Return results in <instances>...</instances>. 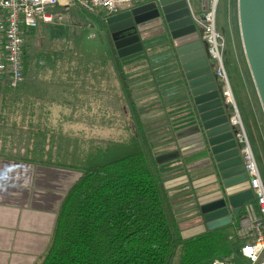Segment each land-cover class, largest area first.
I'll list each match as a JSON object with an SVG mask.
<instances>
[{"label":"crops","instance_id":"crops-1","mask_svg":"<svg viewBox=\"0 0 264 264\" xmlns=\"http://www.w3.org/2000/svg\"><path fill=\"white\" fill-rule=\"evenodd\" d=\"M129 11L132 12V9ZM49 32L50 30L44 28L37 31V43L41 42V46L45 48L44 51L37 52V87L15 88L24 96L26 94L30 100L26 102L27 108L33 113L26 121V126H30L28 138L34 136L35 146L37 141H47V144L41 149L38 146L30 149L28 153H25L23 148L17 152L7 147L5 141L8 138L2 134L8 128L7 125L11 122L14 124V121L5 115L8 114L7 111L3 113L0 108V264L40 262L50 245L60 205L80 176L77 170L70 167L71 164L63 165L49 160L50 157L59 156L54 155L48 141L57 140L59 133L79 139L84 137L91 139L90 136L97 134L94 140H103L104 136L99 138L100 123L105 126L113 120L118 131V140L132 136V130L128 128L122 88L111 58L108 57L111 62L109 65L105 60L97 63L95 58L94 62L91 61L88 48L80 49L75 54L74 50L59 54L51 47L52 44H48L50 45L48 50L45 45ZM140 45H142L140 50L126 49L120 55L134 105L140 112L139 116L147 135L156 130L163 132L160 136H163L164 140L157 143L160 148L157 152L164 154L177 151L174 149L178 147L183 137L182 132L187 127L184 116L186 85L183 72L181 68L174 67L173 57L170 65L167 63L170 62L167 61L170 57L165 59L152 57L145 53L144 42ZM160 64L166 65V70H163ZM10 89L0 87V94ZM144 96L152 98L145 112L158 110L161 112L154 118L157 120L155 130H153L155 126H149L153 124L149 123L153 117H148L150 114L144 117V111H141ZM22 101L23 99L14 96L10 103L17 105ZM23 120L24 125L25 119ZM122 124L126 130L124 138L121 136ZM19 154L33 155V159L19 157ZM35 156L47 157V160H37ZM198 158L200 160L207 158L206 151L202 149ZM58 161L61 162L59 158ZM209 168L212 169L207 165L199 168L198 172L191 173V176L196 172L198 174L200 185L197 191L200 193H197V198L201 197L203 201L208 199L207 193H202L203 187L210 183L208 179L214 171L208 175L205 173V176L209 177L204 183L202 180L205 176H200L204 175L202 174L204 170L209 171ZM182 190L178 192H186L185 188ZM198 225L197 219V229L201 227Z\"/></svg>","mask_w":264,"mask_h":264},{"label":"trees","instance_id":"trees-1","mask_svg":"<svg viewBox=\"0 0 264 264\" xmlns=\"http://www.w3.org/2000/svg\"><path fill=\"white\" fill-rule=\"evenodd\" d=\"M107 17L103 12L102 24ZM107 49L132 136L95 146L81 168H72L80 176L60 205L50 245L38 264H206L214 257L230 256L235 242L229 237L239 220L231 225V233L228 226L188 238L181 235L162 177L167 167L155 162L161 155L159 145L145 133L109 35ZM251 204L257 212L256 201Z\"/></svg>","mask_w":264,"mask_h":264},{"label":"rangeland","instance_id":"rangeland-1","mask_svg":"<svg viewBox=\"0 0 264 264\" xmlns=\"http://www.w3.org/2000/svg\"><path fill=\"white\" fill-rule=\"evenodd\" d=\"M140 1L141 2L139 3L133 4V7L131 9L134 18V25L138 26L140 31H143V33L138 34V37L140 43L144 42L143 49L145 48V53L150 54L152 55V57H156L157 59H165L167 57H170L169 59H167V61L169 60L170 62L166 61L170 65L172 64L171 58L173 57V60L175 59L174 67L178 69L179 61L178 57L176 59V57L174 56V51L171 47L172 41L168 37L167 31L158 27V19H163L161 12L159 10L156 12V9H158V7L156 8L157 5L155 6L153 5V3L145 2V0ZM192 3L195 13L198 14L199 11L197 9V1L192 0ZM61 12L63 18L60 23L48 26H44L41 24L39 25L40 29L44 28L46 30H50V32L47 33L46 36L47 42L45 47H48L49 50L50 45L48 44H52L51 47H54V51H57L59 54H65L67 50H74L75 54L76 51L78 52V50L80 49L88 48L91 55V61L94 62V59L96 58L97 63L105 60L110 65L111 62L109 61V51L107 49L109 32L105 26L106 24H102L100 20L104 11L102 9H97L92 12H86L77 8L76 6H72L67 9H62ZM39 28L38 30L35 29L32 31L33 34L31 35V37L29 35L26 36L28 38L27 40H25V82L20 87H37V52L45 50V48L41 46V42L37 43V31L40 30ZM216 30L224 40L223 63L227 74L228 84L235 101L236 110L242 120L243 128L246 132V136L248 138L258 170L264 183V114L258 96L256 94L255 86L253 84L242 47L238 24L237 0H218L216 7ZM200 38L201 35L199 39ZM134 39V37H130L114 43L117 44L120 48L121 43L128 42L129 40ZM202 44L204 45V47H206L205 43L202 42ZM159 66L163 70H166V65L160 64ZM75 71L76 68L74 72ZM217 83L220 86L218 80ZM0 87H4V85L0 84ZM185 87L186 86H184V88ZM238 89L241 94L238 92ZM185 93L188 100L186 101L184 113L186 125H198L195 121L194 107L190 102L189 92L186 88ZM14 96L23 99V101L17 105L10 103ZM145 97L146 96L142 98L143 108L141 111L147 109V107L150 105L148 102L152 99ZM27 101H30L27 99V95L25 94L24 96L20 90L10 89L4 91L2 95L0 94V108L2 112L5 113L7 111L8 114L6 113L5 115L10 120L14 121V124H12L11 122L10 125H7L8 128H6L5 132L2 134V136L8 138V140L5 141V145L7 147H10V149H15L17 152L19 149L23 148L25 153H28L30 149L33 150L34 148H37V146L39 149H41L47 144V141H37V146H35L36 140L34 139V136H30L28 138V131H30V126H26V121L28 116L33 113H31V111L29 110L30 108H27ZM242 106H245L244 111L242 110ZM226 108L229 109V112L232 115V106L226 105ZM136 110L137 112L139 111L138 108H136ZM144 112V117L148 116L149 114L150 116L148 117H153L150 118L151 120L149 121V123L153 122V124H149V126L154 127L155 125H157V120H155L154 118H156L157 113L161 114V112L159 113V110L154 111L155 113ZM23 118L25 119L24 125ZM111 120L113 119L111 118ZM160 122H162V120H160ZM32 126L34 127V125ZM156 127L157 126H155L153 130H155ZM190 130H188L187 128L183 130V137L181 138L178 147L176 146L174 149L177 150V152L180 151L179 159L166 163L165 167L167 168L162 175L163 179L166 181L165 186L168 189V194L171 197V204L180 223L181 231H184L181 234L184 233L186 235L197 231L196 219H199L200 217L198 211V203L199 201H203L201 197L200 199L197 198V193H200L199 191H197V187H199L200 185L198 182L199 180L197 179V172L199 171V168L208 165V161L205 160L206 158L201 160L200 158H198L199 153L202 149V144L195 141L194 136H192L191 133L192 131ZM98 131L99 138L100 136H104L103 140H94L97 135L94 133L93 136H90V138L92 137L91 139L85 137L82 139L72 138L68 134L59 133L57 135L59 137L57 140H52L50 142L48 141V145H50L52 152L55 153L54 155H58L59 157L53 156V158L50 157L49 160H53L54 162L63 165L71 164V168H81L83 161L95 146L103 145L109 140L115 142L125 140H118V131L117 129H115V120H113V122H110L109 124H105V126L101 125L100 123ZM125 131L126 130L124 128V124H122V138H124L125 136ZM161 134H163L162 130H156L152 131L151 134L149 132L148 136H157L156 138L151 139V142H153V144H157L164 140L163 136H160ZM236 143L240 147L237 140ZM19 157L33 159V155L28 154H19ZM35 158L41 161L47 160V157L43 156H35ZM58 158L61 162L58 161ZM195 171L197 172L191 176V173H194ZM209 172L212 173L213 170H204L202 172V174L204 175L200 177L205 176V173L208 175ZM213 174L210 176L211 178L208 179L210 183L203 187L204 191H202V193H207L206 195H208L210 191L217 186L215 184L218 180V177ZM208 177L209 176L203 177L204 180H202V183H204L205 179H207ZM183 188H185L186 192L179 193L178 191H183ZM200 225L201 224H199L198 226ZM191 226L192 228H190ZM235 231L236 230H234V233ZM227 232H233V227L229 226L227 228ZM183 236L185 237V235ZM233 263L246 264L245 261L237 256L234 257Z\"/></svg>","mask_w":264,"mask_h":264},{"label":"water","instance_id":"water-1","mask_svg":"<svg viewBox=\"0 0 264 264\" xmlns=\"http://www.w3.org/2000/svg\"><path fill=\"white\" fill-rule=\"evenodd\" d=\"M237 2L242 47L264 114V0ZM153 5H157L156 12L158 10L161 12L166 23L219 178L215 184L217 186L207 195L208 199L199 206L200 217L197 219L201 229L188 234L190 236L181 234L188 238L205 231L211 232L231 226L239 219L243 210H250L251 214H255L251 204L254 201V194L249 188L237 144L230 131L231 126L223 114L221 100L205 57L206 53L186 1L158 0ZM105 23L113 42L124 39V36L120 38L116 36L135 30L134 18L129 10L108 16ZM134 38L121 43L120 48L115 44V47L119 48L117 49L119 56L126 49V51L141 49L138 36ZM190 131L195 141L201 143L202 138L198 134L197 126H193ZM178 157L177 151H171L156 156L155 162L157 165H163Z\"/></svg>","mask_w":264,"mask_h":264},{"label":"built area","instance_id":"built-area-1","mask_svg":"<svg viewBox=\"0 0 264 264\" xmlns=\"http://www.w3.org/2000/svg\"><path fill=\"white\" fill-rule=\"evenodd\" d=\"M158 0H145L156 3ZM201 40L207 48V55L213 65V75L219 81L221 96L226 105L232 106L229 124L236 131L235 138L240 145L242 163L249 188L253 191L257 212L250 210L240 215L239 224L229 240L234 241L233 251L227 257H214L206 264H234L235 256L246 264H253L244 254L247 246L258 248L255 264H264V183L258 170L242 120L236 110L235 101L228 84L223 63L224 40L216 30V7L218 0H196L198 14L192 0H185ZM140 0H0V84L15 89L25 82V38L39 25H56L61 22V10L72 6L92 12L102 9L107 16L125 11ZM236 234V235H235Z\"/></svg>","mask_w":264,"mask_h":264},{"label":"flooded vegetation","instance_id":"flooded-vegetation-1","mask_svg":"<svg viewBox=\"0 0 264 264\" xmlns=\"http://www.w3.org/2000/svg\"><path fill=\"white\" fill-rule=\"evenodd\" d=\"M162 18H163V16H162ZM158 22H159V24H158V27L159 28H161V29H163V30H166L167 31V35H168V37L170 38V36H169V32H168V29H167V26H166V23H165V21H164V19H162V20H159L158 19ZM140 33H143V31H140V29L138 28V26H135V30H132V31H130V32H126V33H123V34H120V35H118V36H116L117 38H120V37H123L124 36V39L125 38H130V37H135V36H138V34H140ZM109 34V33H108ZM109 36H110V34H109ZM200 37V36H199ZM111 38V37H110ZM139 38V37H138ZM173 47V46H172ZM205 57H206V59H207V64H208V66L210 67V70H211V74H212V76H213V79H214V83H215V89L217 90V92H218V94H219V98H220V100H221V108L223 109V114L227 117V119H228V121H229V118H230V116H231V114H230V112H229V109H227L226 108V104H225V102L223 101V99H222V97H221V87L218 85V83H217V80L215 79V77H214V75H213V65H212V63H211V61L209 60V57H208V55H205ZM187 90H188V92H189V89H188V87H185ZM232 92V91H231ZM238 92H239V89H238ZM240 93V92H239ZM241 94V93H240ZM233 95V94H232ZM189 96H190V92H189ZM190 102L192 103V105H193V107H194V115H195V121L197 122V124L198 125H193V126H197V128H198V134H200V136H201V142L202 143H200V144H202L201 146H202V148H204L203 150L204 151H206V154H207V158L205 159V160H207L208 161V165H210L211 166V168L213 169V171H214V175L217 177V172H216V169H215V164H213L214 162H213V159H212V156H211V154H210V151H209V147H208V145H207V142H206V139H205V137H204V133H203V130H202V128H201V124H200V121H199V118H198V115H197V113H196V110H195V106H194V104H193V102H192V97L190 96ZM244 109H245V106H242V110L244 111ZM192 125H188L186 128L188 129V130H190L191 129V127H193ZM185 128V129H186ZM231 134H232V136H233V138H234V140H235V134H236V131H235V129L234 128H232L231 127ZM236 141V140H235ZM205 143H206V145H205ZM237 144V143H236ZM207 147H208V149H207ZM237 149H238V153H239V157L241 158V160H242V157H241V153H240V147L237 145ZM219 179V178H218ZM218 181V180H217ZM216 183H218V182H216Z\"/></svg>","mask_w":264,"mask_h":264},{"label":"clouds","instance_id":"clouds-1","mask_svg":"<svg viewBox=\"0 0 264 264\" xmlns=\"http://www.w3.org/2000/svg\"><path fill=\"white\" fill-rule=\"evenodd\" d=\"M258 251H259L258 248H253V247H251V246H247V247L244 249V254H245L247 257L251 258L252 261H253V264H255V261H256V259H257V255H256V253H257Z\"/></svg>","mask_w":264,"mask_h":264}]
</instances>
